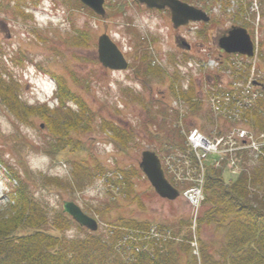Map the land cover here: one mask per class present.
<instances>
[{
    "label": "rangeland",
    "instance_id": "1",
    "mask_svg": "<svg viewBox=\"0 0 264 264\" xmlns=\"http://www.w3.org/2000/svg\"><path fill=\"white\" fill-rule=\"evenodd\" d=\"M17 1L0 6V77L3 84L11 85L15 97L10 107L0 95V213H5L11 199L6 197L9 177L19 176L26 179L29 197L44 210L49 220L44 229L51 236L68 241L88 234L103 238L112 231L111 224L126 219L148 224L144 231L123 230V242L132 244L128 252L133 246L149 249L152 241H158L164 247L190 246L197 264L205 261L202 248L220 255L223 231L201 223L204 171L211 164L224 170L227 182L236 180L255 164L264 147V132L249 117L256 99L264 98V0H242L249 15L261 14L252 38L258 43L256 56L208 60L180 54L173 43L170 16L148 12L134 0H105V19L77 0ZM208 1L217 20L224 22L225 12L238 9L240 3ZM253 4L259 8L251 9ZM105 34L124 53L128 70L114 71L100 63L98 42ZM140 59L159 67V74H137ZM193 84L198 86V97L204 95L196 112L177 97ZM61 86L83 106H77L73 97L62 105ZM248 91L258 96L247 108ZM227 95L231 107L212 106V100ZM22 107L40 111L26 113ZM260 112L264 117V109ZM46 116L56 123L53 128ZM105 121L130 135L127 147L122 149L104 129ZM174 129L180 142L166 146L167 132ZM195 130L211 144L206 149L194 141L199 148L192 153L188 140ZM146 150L159 156L167 180L180 191L178 199L161 198L139 168ZM76 162L86 167L100 164L105 174L97 169L94 177L77 186L72 177ZM123 172L134 174L132 189L127 188ZM17 181L12 184L15 188ZM70 202L97 220V231L75 221L62 230L52 225L57 217L69 216L64 207ZM29 233L32 230L18 236Z\"/></svg>",
    "mask_w": 264,
    "mask_h": 264
},
{
    "label": "trees",
    "instance_id": "2",
    "mask_svg": "<svg viewBox=\"0 0 264 264\" xmlns=\"http://www.w3.org/2000/svg\"><path fill=\"white\" fill-rule=\"evenodd\" d=\"M14 1L17 0H0V6L5 2L9 5ZM77 2L82 4L79 0ZM116 13L122 14L123 11L117 10ZM140 60L137 74L143 73L145 77L149 74H159V67L153 66L152 63L147 65L145 59ZM142 68L145 69L141 71ZM0 75L2 76V73ZM3 83L5 82L0 77V95L11 107L12 102L15 101L14 90L11 85L6 86ZM195 86L193 84L188 91H182L177 95L189 106L191 112L200 110L203 102L198 97ZM68 91L69 93L62 86L60 87L62 105L74 98L73 101L77 106H83L82 102L76 101L70 90ZM263 99L259 98L249 117L253 118L255 126L261 127V131L264 132V117L260 112L264 109ZM23 110L32 114L40 111L22 107L21 111ZM45 119L52 128L56 124L49 116ZM162 127L166 129L165 125ZM104 129L110 132L112 138L120 142L119 146L122 149L130 143L131 139L127 136L129 134L114 122L105 121ZM176 131L174 129L167 132L166 146L178 143L177 139L180 142V134ZM183 143L185 142H182L181 148L185 149ZM97 169L99 174H105V168L100 164L86 167L76 162L72 177L74 180L77 179V186L83 185L84 180L97 174ZM224 173L223 169L206 164L203 179L205 199L202 205L201 223L215 224L223 231L224 247L217 256L209 254L202 248L204 264H264V147L255 164L247 166L236 180L227 182ZM123 175L127 188L132 189L131 175L134 174L123 172ZM16 180L19 185L15 188L12 182ZM10 181L7 185L10 191L6 197L11 199L6 204L5 213H0V264H183V259L186 260L185 264H197V258L194 257L193 260L191 258L190 246L185 245L182 248H176L174 245L164 247L161 242L152 241L149 249H136L133 246L132 252H128L127 246L132 244L131 241L123 242L124 237L126 238L123 230L144 231L148 227L147 223H138L134 220L124 219L111 224V235L108 234L103 238L88 234L89 237L85 239L68 241L66 238L51 236L44 229L49 220L40 204L29 197L24 183L26 179L10 176ZM55 182L60 185L58 178ZM73 224L74 221L65 215L57 217L52 223L58 230L71 227ZM25 230H32V233L18 236ZM121 241L122 245L119 244Z\"/></svg>",
    "mask_w": 264,
    "mask_h": 264
},
{
    "label": "water",
    "instance_id": "3",
    "mask_svg": "<svg viewBox=\"0 0 264 264\" xmlns=\"http://www.w3.org/2000/svg\"><path fill=\"white\" fill-rule=\"evenodd\" d=\"M83 5L92 10L96 15L106 18L105 0H79ZM141 4H146L148 8L164 9L169 7L172 12V22L174 28L187 25L190 21H207L206 15L195 7L177 0H138ZM222 48L227 53H238L243 56H253V43L245 30L234 29L230 32V37L222 39ZM98 54L100 63L108 69L114 71H125L129 68V62L119 47L105 34L99 38ZM264 89V86H263ZM139 168L147 177L155 192L163 199L174 201L180 197V191L175 188L166 178L159 156L153 151H143L141 154ZM65 212L80 226L95 232L98 230V222L82 211L73 202L65 204Z\"/></svg>",
    "mask_w": 264,
    "mask_h": 264
},
{
    "label": "flooded vegetation",
    "instance_id": "4",
    "mask_svg": "<svg viewBox=\"0 0 264 264\" xmlns=\"http://www.w3.org/2000/svg\"><path fill=\"white\" fill-rule=\"evenodd\" d=\"M183 3L189 4L201 11L208 18L207 21H190L187 25L181 26L178 29L174 28L172 22V12L169 7L164 9L148 8L146 4H141L138 0H134V3L152 13H164L170 16V20L173 26V43L176 46V50L183 56H192L195 60H208L212 58H221L222 56H230L227 51L221 47L220 42L222 39L230 37V32L236 28L245 30L250 39L253 41L254 26L256 25V18L259 16V22L261 18L260 12H254L253 15H249V12L245 10L242 0L238 4V9L232 8L231 11L225 12L224 18L217 20L214 16V5L208 0H177ZM231 2V0H226ZM234 2L238 0H233ZM258 0H256L257 2ZM226 7V6H225ZM251 9H258L255 4L250 6ZM248 12V13H247ZM231 13V14H229ZM222 17V16H221ZM223 18V17H222ZM218 21V22H217ZM224 23V24H223ZM264 30V28H263ZM217 52V54H215ZM193 67L192 64H189ZM196 88L198 86H195Z\"/></svg>",
    "mask_w": 264,
    "mask_h": 264
},
{
    "label": "built area",
    "instance_id": "5",
    "mask_svg": "<svg viewBox=\"0 0 264 264\" xmlns=\"http://www.w3.org/2000/svg\"><path fill=\"white\" fill-rule=\"evenodd\" d=\"M249 93H248V95H249V102H247V103H245L246 104V106H247V108L249 107V105L251 104L252 105V103H253V101L257 98V96H258V94H256V93H254L253 91H248ZM229 95H227L226 97H224V98H222V99H220V98H215L214 100H212L211 101V104H212V106L213 107H215V108H217V109H222L223 107H231L230 106V99H229ZM234 100H236V99H234ZM243 100H245V99H243ZM232 101V100H231ZM236 103H237V100H236ZM238 104V103H237ZM239 105V104H238ZM234 107H237L235 104H234ZM252 107V106H251ZM250 107V108H251ZM240 108H241V105H240ZM223 110H224V108H223ZM241 111H242V108H241ZM196 138V139H195ZM197 140V141H196ZM200 142L202 145H199V146H201V147H208V144L210 145L211 143H209L208 141H207V139H205L201 134H199L198 132H194L193 134H192V137H191V140H190V143H191V145L193 146V148L195 149V150H197V148H199V147H195L194 145H193V142ZM198 146V145H197ZM217 147V146H216ZM206 149H208V148H206ZM199 150V149H198ZM205 154H206V152H205ZM204 154V155H205ZM196 191V190H195ZM197 202V204L199 203L198 202V200L196 201Z\"/></svg>",
    "mask_w": 264,
    "mask_h": 264
}]
</instances>
